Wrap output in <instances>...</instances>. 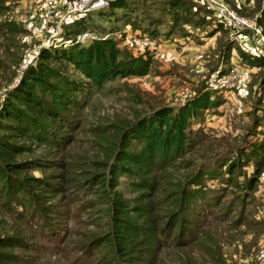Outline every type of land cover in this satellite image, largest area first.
I'll return each mask as SVG.
<instances>
[{"label":"rangeland","instance_id":"1","mask_svg":"<svg viewBox=\"0 0 264 264\" xmlns=\"http://www.w3.org/2000/svg\"><path fill=\"white\" fill-rule=\"evenodd\" d=\"M53 1L60 6L63 0ZM197 1L211 12L186 19L189 9L186 14L166 0H129L127 7L91 11L57 27L56 17L40 15L46 0H0V23L11 22L16 28L12 32L0 28V105L5 94L20 84L28 66L36 63L42 48L66 49L86 27L94 37L80 41L79 47L90 40L110 38L106 42L116 62L99 83H89L77 93L80 105L65 116L67 126L60 128L61 137L53 127L56 120H51L50 128L45 124V135L39 138L2 130L1 134L20 146L12 155L14 160L40 159L39 167H27L15 177L36 176L52 187L47 190L45 185L28 183L26 191L19 190L32 195L30 205L43 208L39 215L23 205L22 210L13 211L0 195V239L7 244L0 245V254L7 257L0 263L125 264L118 255L119 248H124V256L136 262L142 259L143 264H264V203L255 193L256 183L247 186L255 165L264 171V160L245 157L253 139L264 143V65L254 67L234 55L239 50L264 52V36L253 35L249 28L236 30L224 21L227 28L218 34L211 54L212 36L201 35L203 47L192 40L178 43L182 23L206 30L215 19H223L207 0ZM219 1L254 19L264 35V25L255 20L264 10V0ZM229 29L232 39L226 33ZM239 34L241 45L234 40ZM227 38L237 52L219 67V50ZM168 48L173 50L170 55ZM201 51L208 57L203 59ZM140 54L147 57L146 64L130 61ZM62 62L64 66L56 69L83 78L71 64ZM213 67L227 69L219 73H230L227 86H216V78L210 77ZM234 67L239 69L237 74ZM198 89L219 91L220 102L190 116L180 151L157 157L145 175L121 159L132 173L110 172L123 154L118 153L122 139L116 129L146 122L145 117L158 109L170 108L174 113ZM124 141V151L142 147L135 138ZM141 175L156 186L149 198L141 196L151 189L142 190L135 184ZM110 176L115 179L111 188ZM113 198H119L124 209H117ZM140 203L150 211L136 212ZM163 204L172 212L178 210L175 219L168 218ZM115 215L136 226L153 227L152 235L159 237L156 247L143 237L151 233L140 232L119 244V236L109 235ZM142 237L145 243L138 241Z\"/></svg>","mask_w":264,"mask_h":264},{"label":"trees","instance_id":"2","mask_svg":"<svg viewBox=\"0 0 264 264\" xmlns=\"http://www.w3.org/2000/svg\"><path fill=\"white\" fill-rule=\"evenodd\" d=\"M127 1L129 0H112L108 7L110 9L122 6L127 7ZM165 3L170 4L172 7H179L181 10H184L186 14L189 9L188 12L190 14L186 16V19H188L187 17H190V15L197 14L204 17L206 13L211 12L210 8H208L205 3H199L197 0H166ZM99 10L101 9L96 11ZM88 13L77 17L73 22L77 19H82V16ZM255 20L257 25H264V10L255 16ZM214 21L218 26H224V29L227 28L223 19L221 20L218 18ZM0 28H4L8 32H12L16 29L11 22L0 23ZM181 31L185 32L183 23L181 24L179 32L184 33ZM108 39L97 42L96 40H90V43L88 42L86 46L80 47V42H74L66 49L63 48L59 50L42 48L38 53L36 63L28 66L27 70L23 73L20 84L5 94L3 102L0 105V195L4 197V202L8 201L9 204H11L10 206L12 210L14 209L13 211L18 212L19 210L16 208L19 207V209L22 210L24 206L27 208L30 207V212L39 215V210L43 211V208L40 209L37 208L36 205H30L33 203L29 202L32 199V195L27 192L22 195L19 190L26 191L29 187L28 183L35 184L39 187L45 185L47 190L51 189L52 185L48 180L36 176H26L22 179L15 177L16 172L24 170L27 167H39L40 159L14 160L12 155L20 151V146H16L7 136L1 134L2 130L8 129V131L12 132L15 136L28 133L27 135L31 137L39 138L45 135L44 132L46 131L43 130L45 124L49 126L51 125V120H56L58 122L56 125L58 126H53V124L51 126L56 128V132L61 137L63 133H61L62 130L60 128L67 126V124L65 125L63 122L64 120L66 121L65 116H68L69 111H74L76 109L75 107L80 105L81 99L78 98L77 93L89 86V83H99L104 74L111 70L113 64L116 63L113 60L114 56L112 52H110L113 48L106 42ZM230 46L227 38L220 47V54L226 53ZM238 54L241 60L251 66L259 67L264 65V54H259L257 52L247 53L242 50H239ZM131 59L130 61L137 62L138 64H146L148 60L144 54H140ZM62 61H67L69 65L71 64L83 78H80L78 75L72 76L69 73L56 69L64 66ZM50 62H55L56 64L53 65ZM212 69L211 73L216 70L214 67ZM223 70L224 69L218 70V72H222ZM262 83H264V75ZM220 96L221 93H219V91H209L207 89L201 91L198 89L197 94L180 106L174 113H172V109L170 108H162L147 115L145 117V119H147L146 122L122 126V129L121 127L119 129L115 127L116 132H119L120 139H122V148L118 150V153L120 152L123 154L121 157H117V160L110 166V172L114 173L118 169L120 171L132 173L133 170L122 164L120 162L121 159L129 161L135 166L137 171L145 175L157 157L163 155L162 157L164 158L168 152L180 151L184 146V137H186L184 127L188 123L190 116H193L196 111H201L209 105H218L220 99L217 98ZM128 137L140 140L142 142V147L138 151H124V146L126 147V141H124V139L126 140ZM54 139L55 138L51 141H56ZM250 143H253L251 145L252 147H250L251 152H249V154L247 153L245 157L247 158V155H251L263 158L264 160V143L255 141L254 139L253 142L251 141ZM52 165L53 164H51V166ZM57 166L61 167L60 165ZM262 171L263 170L259 169L258 164L254 166L252 174L247 179L248 187L251 188L253 183H257L258 176ZM143 175L140 176V179L135 184L142 190L143 188L151 189L150 192H142L141 196L143 198H149V195L155 191L156 186H154V183L151 184L147 179L143 178ZM62 181H64V179H62ZM108 183L110 188L114 186L115 179L113 176L109 177ZM143 193H145V195ZM27 194L28 198L25 196ZM113 202L114 204H118L117 209H124L119 198H113ZM168 206L169 205L163 204L164 211L167 214L169 213V219H175L179 213L178 210L177 212H172L171 209H167ZM134 210L140 213H147L149 208L146 207L144 203H140ZM39 224L43 225L41 222ZM43 226H41L42 229ZM152 228L147 229L144 226H136L135 223L115 215L112 231L109 232V235L119 236L118 240L120 244L128 241L129 236L136 235L139 232L142 233V235L151 233L150 236L143 237L149 239V241L154 244V246L151 247L155 248L158 244L159 237L157 238L155 235H152ZM143 237L139 238L138 241L140 243H145L144 240L146 239ZM0 240L1 246L7 245L2 239ZM192 240H194V238ZM131 244H133V242H131ZM144 247H147V245L145 246L144 244ZM118 252L120 259H122V261L126 260L125 264H143V262H141L142 259L140 262H136L133 258L124 256V248H119ZM0 259H7V257L0 254Z\"/></svg>","mask_w":264,"mask_h":264},{"label":"built area","instance_id":"3","mask_svg":"<svg viewBox=\"0 0 264 264\" xmlns=\"http://www.w3.org/2000/svg\"><path fill=\"white\" fill-rule=\"evenodd\" d=\"M111 1L112 0H63L60 3V6H57L53 0H46L45 4L41 8L40 15L44 19L56 17L57 27H59L61 23L72 22L75 20V18L85 13L106 8ZM207 3L209 6L214 7L213 9L216 14L222 17L225 22L230 23L234 27H236V30L249 28L253 29V35H260V38L264 36L259 32V30H257L254 19L248 18L241 14H237L236 12H234V10L229 9L223 2L219 0H207ZM93 37V31L86 27L75 34L73 41L80 42L85 39H91ZM145 40L146 36H144L143 42H145ZM257 53L264 54L263 51ZM229 74L219 73L218 70H215L210 73V77L216 78V86L220 88L228 85L227 81L230 79L228 77Z\"/></svg>","mask_w":264,"mask_h":264},{"label":"crops","instance_id":"4","mask_svg":"<svg viewBox=\"0 0 264 264\" xmlns=\"http://www.w3.org/2000/svg\"><path fill=\"white\" fill-rule=\"evenodd\" d=\"M153 1H155V0H153ZM183 26L185 28V32L184 31H181V32H184V33H180V32L177 33V39H178L177 41H179L178 43L184 44L186 41H191L192 40L193 42H196L197 44L202 45L201 43H204L205 41L201 39L202 38L201 35H208V37L209 36L210 37L212 36L213 37L212 43L210 44V46L208 45L210 47V48H208V49H210L209 50V53L210 54H211L210 51H212V49L214 48V45L216 44V41H217L216 38H217L218 34L221 33V32H224V26L220 27L217 24H213L212 26L207 27L206 30L204 28L203 29L202 28H199L198 25H192V24H189V23H185ZM228 31L229 32H226V33L227 34L229 33V35L231 33H233V32H231L230 29ZM229 37L232 39L231 35ZM173 39H176V38H173ZM234 40H236L238 42V44L241 45L240 34L237 35V36H235ZM234 43H235V41H234ZM203 46L204 45H202V47ZM184 49H185V46H184ZM169 51H173V50L171 48H168V50L166 51L167 54L171 53ZM201 52H202V56H204L203 59H205V57H208L209 54H206V56H205L204 55V52L203 51H201ZM236 52L237 51L234 48V46L231 45L230 48H229V52H226L224 54H220V57L217 58L216 64H219V67H221L222 64L225 63V61H229L230 62V60H229L231 58L230 55H233V53H236ZM213 55H214V57L216 56L215 53ZM234 55L237 56L238 58L240 57L238 53H236ZM200 61H201V59H200ZM231 69H233L234 71H236V74H237V72H239L238 71L239 69L237 67H234V68H231ZM224 70H227V69H224ZM238 81H239V79H238ZM255 193L257 195H259L260 201L264 203V171H262L259 174V176H258V182L256 183Z\"/></svg>","mask_w":264,"mask_h":264}]
</instances>
